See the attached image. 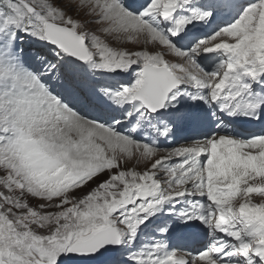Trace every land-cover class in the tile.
<instances>
[{"label":"snow or ice","instance_id":"1","mask_svg":"<svg viewBox=\"0 0 264 264\" xmlns=\"http://www.w3.org/2000/svg\"><path fill=\"white\" fill-rule=\"evenodd\" d=\"M0 264H264V0H0Z\"/></svg>","mask_w":264,"mask_h":264}]
</instances>
